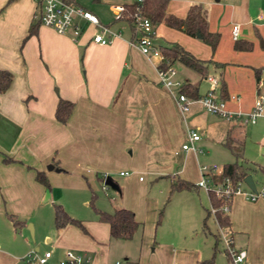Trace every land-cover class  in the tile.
Instances as JSON below:
<instances>
[{
	"label": "crops",
	"instance_id": "crops-1",
	"mask_svg": "<svg viewBox=\"0 0 264 264\" xmlns=\"http://www.w3.org/2000/svg\"><path fill=\"white\" fill-rule=\"evenodd\" d=\"M110 2L127 4L132 0ZM196 4L204 12L207 30L218 34L211 51L220 54L213 61L203 58L206 53L199 51L197 37L162 22L153 24L154 42H170L155 32L161 25L168 27L167 39H174L184 50L204 60L206 73L217 76L223 108L246 112L251 104H243L233 92L241 93L244 81L240 73L244 70L245 91L251 90L253 80L255 93L258 90L264 95L262 73L257 81L253 75V68L264 69V62L258 57L262 51L257 49L259 41L264 46V0H166L164 12L182 17L188 6ZM34 9L32 0H0V70L10 74L7 87L0 92V264H13L18 256L22 260L26 254L39 255L46 250L50 252L48 260L56 264L67 249L89 257L81 264H199L205 259L210 261L203 264L212 263V242L207 256L201 247L187 252L174 249L170 232L160 231L149 239L141 226V220L152 208L148 199L140 206L114 199L110 208L94 209L92 196L88 198V183L102 181L123 165L131 168L132 174L149 169L154 178L168 183L174 176L184 179L185 166L170 172L174 157L196 161L203 147L222 148L219 163L216 162L221 166L233 160L222 144L228 131L243 137L242 157L252 164L248 174H264V162L247 159L243 146L249 132L263 130L264 135V99L260 115L248 122L253 127L247 131L243 125L247 122L210 114L197 101L188 103L180 116L171 97L157 84L156 59L143 56L128 44L131 32L123 20L104 23L112 29L121 26L120 35L108 44L89 41L93 27L79 20L83 30L74 42L66 34L34 24ZM29 26H34V31L27 35ZM235 41L243 51L232 50ZM246 45L250 51H244ZM176 63L173 65L182 72L175 70V77L195 86L197 95H202L208 85L204 76ZM231 63L238 66L228 65ZM226 68L238 73L232 85L221 79L222 69ZM58 98L73 103L65 123L53 117ZM187 128L199 137L193 142L194 149L180 150ZM262 135L260 145H264ZM47 164L58 169H46ZM36 171L42 173L47 185L36 181ZM53 204L80 221L85 232L72 224L54 228ZM116 207L129 209L140 223L131 235L135 234L131 241L132 246L135 243L134 250H129L127 243L131 237L110 238L107 224L97 218L96 210L109 212ZM226 216L225 228L232 246L244 251V264H264V195L253 201L233 195ZM10 219L18 224L13 227ZM191 227H197L196 223ZM215 235L216 225V241ZM149 243L153 244L151 253L146 248Z\"/></svg>",
	"mask_w": 264,
	"mask_h": 264
},
{
	"label": "rangeland",
	"instance_id": "rangeland-1",
	"mask_svg": "<svg viewBox=\"0 0 264 264\" xmlns=\"http://www.w3.org/2000/svg\"><path fill=\"white\" fill-rule=\"evenodd\" d=\"M79 5L90 10L96 18L101 23H112L113 13L111 10V5L114 2H110V0H73ZM118 4V3H115ZM163 28H162V27ZM156 28V34H159L160 38L165 41L176 42L174 39H167L169 28L161 25ZM168 30V31H167ZM171 31V30H170ZM197 43V47L199 51L205 52L204 59L214 60L216 55L220 53L212 54L210 47L203 43L199 38L195 39ZM217 42V41H216ZM264 43V39H262ZM216 45V44H215ZM232 50L243 51V49L234 48L231 46ZM257 49L262 51L258 56L262 62H264V46H260V41L258 42ZM213 50V49H212ZM244 51H250L249 49ZM257 54V53H256ZM256 54H252V57H255ZM222 63V62H220ZM177 64V63H176ZM233 65L232 67L238 66L236 64H228ZM224 67V66H223ZM246 65H240V68H246ZM174 70L182 72L179 66L173 65ZM247 69V68H246ZM221 79L226 82H229V85H232L236 70L230 69L227 71V68L222 69ZM246 71H242L241 79L244 81V86L241 89V93L233 92L234 95H237L243 101V104L252 106L254 98L256 96L255 93V85L252 80L251 90L249 92L245 91L246 84L244 80ZM208 74V73H206ZM205 74V75H206ZM251 74V70H250ZM204 75V76H205ZM219 82V79H217ZM202 82V81H201ZM199 83L198 89L202 88V83ZM236 85V83H235ZM264 90V89H263ZM262 91V90H261ZM229 92V91H227ZM230 94V93H229ZM250 111V109H248ZM246 111V112H248ZM244 130L251 129L253 125L247 123H243ZM263 130L260 132L253 130V132H249L251 134H246L244 139V156L252 160L254 162H258L263 164L264 162V145L261 144V135ZM259 134H261L259 136ZM264 138V135H262ZM221 147H213V148H202V151L198 153L197 159L195 161L194 158L191 160L180 159V156L174 157V161L172 162V168L170 172L178 171L179 168H183L185 166L184 180H188L191 183H196L199 179L200 173L198 170V165H208L211 163H219V158L222 153ZM193 157V156H192ZM217 162V163H216ZM246 164H251L250 161H246ZM158 166H161L158 163ZM127 165H123L115 169L113 174L107 175L109 180L115 185L116 188H112L109 185L103 184L102 181H89L88 187V198L91 197V206L94 209H100L102 206H107L110 208V204L114 199L118 202V200L124 199L126 203L132 206H140L142 201L148 199L149 203H151V213L150 211L145 214L143 220H141V226L146 230V234L149 236V239L154 236V234H158L160 231L162 233H171L174 237L173 239V248L185 250L186 252L195 248H205L210 254V244L213 243L214 238L213 234L215 231V225L213 223V219L211 213L205 217L204 223L206 225V229H201V221L204 216L205 209L209 208L206 192L204 188L196 187V189H179L173 190L170 193L168 192L169 183L167 180L162 178H154V175L149 172V169L139 170L137 173L132 174ZM147 170V171H146ZM118 171H120V175H118ZM125 174L122 175V173ZM168 172V171H166ZM179 176V175H178ZM139 177V179H138ZM181 176H179L180 178ZM173 178H176L175 176ZM183 177H181L182 179ZM252 181L254 183V188L259 189L261 186H264V174L260 171H256L251 175ZM122 183L124 185L122 186ZM102 210V209H101ZM158 210H161L159 223L155 224L156 213ZM197 227L192 228L191 224H195ZM204 233V236L202 234ZM28 236L30 237L29 228H27ZM135 239V234L128 240L129 250H134V244L132 246L131 241ZM153 244L149 243L147 245V252L151 253V247ZM222 243L218 239L215 242V248L212 256V263L210 264H226L224 253L222 250ZM34 253V252H33ZM32 253L26 254L24 258L21 260L18 256V259L15 260L13 264H26L30 263L33 260L31 259ZM49 259V258H48ZM113 260V259H111ZM118 261H123L121 258ZM49 264H55L48 260ZM81 264V263H77Z\"/></svg>",
	"mask_w": 264,
	"mask_h": 264
},
{
	"label": "built area",
	"instance_id": "built-area-1",
	"mask_svg": "<svg viewBox=\"0 0 264 264\" xmlns=\"http://www.w3.org/2000/svg\"><path fill=\"white\" fill-rule=\"evenodd\" d=\"M132 1L135 3V7L130 14L129 24H127L131 32L128 44L135 47L143 56L156 59L157 84L171 97L174 107L180 116L186 109L188 103L197 101L210 114L218 115L224 119L235 118L242 122H254L255 118L260 115L264 99L263 93L258 90H256L252 108L248 112H230L223 108V101L219 96L218 78L211 73L204 76L208 85L202 95L187 97L184 93L180 92L179 88L182 82L175 77L173 63H169L161 55L159 45L154 42L153 25L149 18L141 11L143 0ZM32 2L35 7L32 14L33 20L52 29L58 34L68 35L74 42L83 30L78 22L79 20H83L93 27L89 36V41L91 42L108 44L114 37L120 35L121 26L117 29H112L109 25L99 22L93 13L81 5L67 0H32ZM111 10L113 13L112 20L123 19L124 7L122 4H112ZM235 31L236 25L231 26L233 36L235 35ZM259 84L258 81L257 86ZM198 137V134L193 129H185L184 139L179 145L180 150L194 149L193 142ZM198 170L200 176L195 185L204 188L205 192L211 191L221 201L219 209L223 214L227 213L228 202L235 194H240L250 201L264 195V186H261L258 190L255 188L254 190H250L242 182V179L231 182L227 177H222L214 182L211 176L219 175L221 170V166L215 163L208 165L199 164ZM214 210L215 208L209 205V213L212 214ZM216 236L222 243L223 251L229 260L228 264H244V251L232 246V241L227 230L223 227L216 226ZM49 257L50 252L46 250L39 255L32 253L31 259L35 264H49ZM88 259L89 257L87 255L67 249L63 252V258L57 260L56 264H77L82 261H88ZM114 264H118V262L115 261Z\"/></svg>",
	"mask_w": 264,
	"mask_h": 264
},
{
	"label": "trees",
	"instance_id": "trees-1",
	"mask_svg": "<svg viewBox=\"0 0 264 264\" xmlns=\"http://www.w3.org/2000/svg\"><path fill=\"white\" fill-rule=\"evenodd\" d=\"M165 3L166 0H143L141 4V11L145 16L149 18L152 25L158 22H162L166 26L180 30L189 36H195V33H198V38L203 43L207 44L211 50L214 48L218 39V34L207 30L205 15L200 5H190L186 9L185 14L182 17H176L164 12ZM122 5L124 7L122 20L127 25L129 24L130 14L134 10L135 3L132 1L130 3ZM36 23L39 24L37 21H35L34 24ZM33 31L34 26H29L26 34H31ZM158 45L161 55L166 58L169 63L177 62L197 72L200 76H204L206 74V62L194 57L177 43L169 42ZM233 47L241 49L242 45L238 44L235 41L233 43ZM243 47L248 49L249 46L246 45ZM260 73H262L264 78V69L261 70L260 68H253L255 81L259 79ZM9 80L10 74L7 71L0 70V92L7 87ZM179 91L184 93L187 97L198 96L195 86L191 85L188 82H183L179 88ZM72 106L73 103L71 101L58 98L56 100L53 111L54 119L59 123H65L72 109ZM242 142L243 137L241 135L232 134L230 131L225 134V137L222 140V144L229 150V152L233 156V160L221 165L219 175L211 176V179L214 182L218 181L222 177H227L231 182H234L235 180L242 179L244 175L250 172L252 164H246V161L242 157ZM34 178L41 184L47 185L45 178L40 171L35 172ZM179 189H196V185L178 177L171 178L169 180L168 192L170 193L173 190ZM206 196L208 204L215 208V210L211 214L215 225L225 228L228 225V219L226 214H223L219 209L221 201L216 198L211 191H206ZM52 210L54 228L58 229L65 224H72L78 227L81 231L85 232L80 221L67 215L58 204H53ZM208 213V209H205L204 216L201 221L202 230L206 229L204 220ZM96 214L98 220L103 221L107 224L108 236L110 238L128 239L131 237L135 229L140 226V223L134 219L132 211L124 207H116L109 212L96 210ZM160 214L161 210H158L156 213L155 224H158ZM10 222L13 227L18 224V221L16 220L10 219ZM215 242L216 241L214 239L212 244L213 250L215 248ZM209 261L210 259H205L199 262V264H203Z\"/></svg>",
	"mask_w": 264,
	"mask_h": 264
},
{
	"label": "water",
	"instance_id": "water-1",
	"mask_svg": "<svg viewBox=\"0 0 264 264\" xmlns=\"http://www.w3.org/2000/svg\"><path fill=\"white\" fill-rule=\"evenodd\" d=\"M195 37H199L198 36V33H195ZM45 168L46 169H51V168H53L54 170H57L58 168H54L53 166H52V164H47L46 166H45ZM242 182L250 189V190H254V183H253V181H252V178H251V176H250V174H246V175H244L243 177H242ZM103 184H105V185H109V186H111L112 188H116L115 187V185L109 180V178H108V176H106V177H104L103 178Z\"/></svg>",
	"mask_w": 264,
	"mask_h": 264
}]
</instances>
